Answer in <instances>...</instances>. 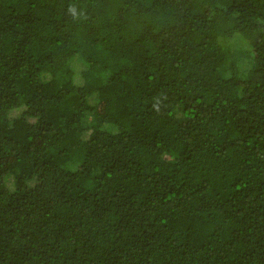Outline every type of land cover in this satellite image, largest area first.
Wrapping results in <instances>:
<instances>
[{
	"label": "trees",
	"instance_id": "obj_1",
	"mask_svg": "<svg viewBox=\"0 0 264 264\" xmlns=\"http://www.w3.org/2000/svg\"><path fill=\"white\" fill-rule=\"evenodd\" d=\"M0 264H264V0H0Z\"/></svg>",
	"mask_w": 264,
	"mask_h": 264
},
{
	"label": "clouds",
	"instance_id": "obj_2",
	"mask_svg": "<svg viewBox=\"0 0 264 264\" xmlns=\"http://www.w3.org/2000/svg\"><path fill=\"white\" fill-rule=\"evenodd\" d=\"M70 11H72L73 15L75 16V12H74V10L70 9Z\"/></svg>",
	"mask_w": 264,
	"mask_h": 264
}]
</instances>
